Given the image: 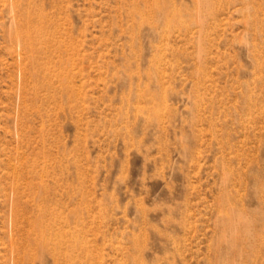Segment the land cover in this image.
I'll return each instance as SVG.
<instances>
[{
	"label": "rangeland",
	"instance_id": "1",
	"mask_svg": "<svg viewBox=\"0 0 264 264\" xmlns=\"http://www.w3.org/2000/svg\"><path fill=\"white\" fill-rule=\"evenodd\" d=\"M263 233L264 0H0V264H264Z\"/></svg>",
	"mask_w": 264,
	"mask_h": 264
},
{
	"label": "bare ground",
	"instance_id": "2",
	"mask_svg": "<svg viewBox=\"0 0 264 264\" xmlns=\"http://www.w3.org/2000/svg\"><path fill=\"white\" fill-rule=\"evenodd\" d=\"M35 30H36V29H35ZM37 34H38V33H37ZM34 38H35V37H34ZM38 38H39V37H38ZM31 39H32V37H31ZM26 40H27V39H26ZM33 40H35V39H33ZM33 40H32V41H33ZM26 42H28V41H26ZM33 42H34V41H33ZM33 42H32V43H33ZM32 43H31V44H32ZM27 44H28V43H27ZM32 45H33V44H32ZM25 48H26V47H25ZM27 49H29V48H27ZM30 50H33V49H30ZM27 51H28V50H27ZM262 219H263V218H262ZM263 235H264V233H263ZM261 236H262V235H261ZM261 236H259V238H260ZM259 238H257V239H259ZM263 238H264V237H262L261 239H263ZM255 239H256V238H255ZM263 240H264V239H263ZM43 241H44V240H43ZM260 241H261V240H260ZM260 241L258 240L259 243H261ZM258 242H257V243H258ZM263 242H264V241H262V243H263ZM255 245H256V244H255ZM255 245H254V246H255ZM257 245H258V244H257ZM256 248H258V247L256 246ZM15 249L17 250V248H15ZM262 249L264 250V248L261 247V250H262ZM253 250H255V248H254ZM259 250H260V249H259ZM261 250H260V251H261ZM260 251H259V252H260ZM256 252H258V251H256ZM261 252H263V251H261Z\"/></svg>",
	"mask_w": 264,
	"mask_h": 264
}]
</instances>
